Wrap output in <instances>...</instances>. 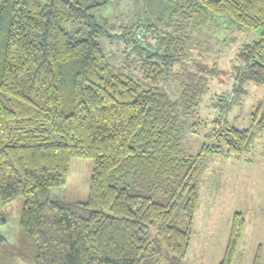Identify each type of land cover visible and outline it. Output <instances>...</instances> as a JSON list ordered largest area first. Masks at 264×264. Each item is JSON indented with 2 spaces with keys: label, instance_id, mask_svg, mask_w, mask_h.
<instances>
[{
  "label": "trees",
  "instance_id": "16d2710c",
  "mask_svg": "<svg viewBox=\"0 0 264 264\" xmlns=\"http://www.w3.org/2000/svg\"><path fill=\"white\" fill-rule=\"evenodd\" d=\"M167 1L160 29L132 23L119 35L132 76L111 69L97 39L103 29L90 9L104 2L0 0V226L5 206L21 196L19 226L34 240V264L183 261L204 161L239 157L264 133V106L257 104L247 128L215 118L214 142L188 153L183 126L207 81L175 69L188 59L191 32L206 15H222L239 29L261 30L236 53L235 90L264 83V0ZM169 76L177 78L173 97L164 91ZM71 157L92 160L84 202L48 192L66 183ZM244 223L234 212L218 264H232Z\"/></svg>",
  "mask_w": 264,
  "mask_h": 264
},
{
  "label": "rangeland",
  "instance_id": "374dc122",
  "mask_svg": "<svg viewBox=\"0 0 264 264\" xmlns=\"http://www.w3.org/2000/svg\"><path fill=\"white\" fill-rule=\"evenodd\" d=\"M104 2L90 9L95 22L103 29L97 32L106 62L116 73L132 75L125 67L123 28L132 23H155L160 29L168 20L167 0H89ZM218 22V23H217ZM78 24L68 25L76 27ZM199 30L191 32L188 59L176 64L177 71H195L204 76L207 88L199 107L183 126L182 145L195 155L201 147L214 142L212 120L219 118L238 128L250 125V112L257 104L264 106V83L241 84L234 77L238 64L236 53L245 43L259 39L260 29H239L234 21L222 15H206ZM84 31L88 28L83 25ZM111 34V37L108 35ZM124 66V67H122ZM133 66L130 67L132 69ZM134 69V68H133ZM133 76V75H132ZM166 93L173 97L177 78L168 77ZM175 92V93H174ZM235 96L234 101L231 97ZM226 98V99H225ZM92 160L71 157L66 183L48 188L52 198L65 201L87 200ZM198 176V205L194 214L188 251L176 264H218L227 244L232 215L243 214L245 223L232 264H253L261 247L259 262L264 264V133L253 147L239 157L211 155L204 161ZM23 198H15L4 208L5 223L0 226V264H34L30 258L33 238L19 226ZM27 240V241H26ZM26 241L27 249L22 247ZM28 250V251H26ZM166 264H171L165 259ZM165 264V263H163Z\"/></svg>",
  "mask_w": 264,
  "mask_h": 264
}]
</instances>
